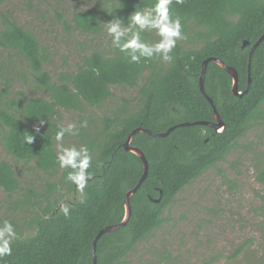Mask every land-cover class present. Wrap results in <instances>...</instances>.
<instances>
[{
  "label": "trees",
  "instance_id": "obj_1",
  "mask_svg": "<svg viewBox=\"0 0 264 264\" xmlns=\"http://www.w3.org/2000/svg\"><path fill=\"white\" fill-rule=\"evenodd\" d=\"M6 1L0 0V7ZM153 3L100 0L97 8L83 9L71 23L61 20V24L67 32L100 36L105 32L102 23L113 18L110 14L126 22L136 6ZM169 7L171 16L180 18L182 36L195 40L196 47L186 48L180 39L171 62L154 57L132 63L111 46L109 38L102 48L90 47L74 71L61 72L56 79L44 69L48 51L33 32L9 13H0V146L15 162L33 163L44 173H61L57 182L45 184V196L29 192L27 202L38 212L32 220L34 231L28 236L18 232L11 255L0 258V264H92L95 236L106 226L121 222L125 194L143 173L141 160L123 148L128 135L136 128L162 133L182 123L215 120L212 105L199 89L202 63L207 58L234 68L238 91L246 92L234 95L231 76L209 62L204 90L224 124L222 132L190 125L176 127L166 137L137 133L132 138L131 145L144 153L148 173L130 199L126 226L104 233L97 241V264H125L137 245L162 226L165 210L179 192L225 161L251 127L264 122V39L252 53L248 71L250 49L264 34V0H173ZM141 35L149 43L158 40L146 32ZM244 41L248 44L242 47ZM114 86L136 89L135 108L104 117L101 132L82 140L92 157L82 195L67 180L70 169H61L57 162V120L61 110L82 112L86 106L99 107L112 98ZM24 88L34 97L26 96ZM32 123L40 126L38 132ZM28 134L35 137L31 144L25 140ZM253 155L255 180L264 186V156ZM20 189L17 172L0 159V190L11 197Z\"/></svg>",
  "mask_w": 264,
  "mask_h": 264
},
{
  "label": "rangeland",
  "instance_id": "obj_2",
  "mask_svg": "<svg viewBox=\"0 0 264 264\" xmlns=\"http://www.w3.org/2000/svg\"><path fill=\"white\" fill-rule=\"evenodd\" d=\"M99 4L100 0H7L0 13H9L33 32L48 51L44 69L56 79L61 72L74 71L90 47L102 48L110 38L106 31L100 36L67 32L61 24V20L71 23L77 12ZM146 33L156 37L155 32ZM182 39L184 47H196L195 40ZM23 90L34 97L27 88ZM111 93L112 98L99 107L86 106L82 112L61 110L59 126L74 123L78 129L77 135H65V147H85L87 137L95 138L101 132L104 117H116L124 109L133 111L136 89L114 86ZM254 152L264 156V122L251 127L225 161L179 192L165 210L162 226L137 245L125 264H264V186L255 180ZM0 159L13 166L21 181V189L11 197L0 190V227L8 221L16 235H31L38 212L27 202L29 192L45 196V184L57 182L61 173H44L33 163L15 162L1 146ZM41 199L32 198V202Z\"/></svg>",
  "mask_w": 264,
  "mask_h": 264
},
{
  "label": "clouds",
  "instance_id": "obj_3",
  "mask_svg": "<svg viewBox=\"0 0 264 264\" xmlns=\"http://www.w3.org/2000/svg\"><path fill=\"white\" fill-rule=\"evenodd\" d=\"M182 3V0H176ZM173 0H154L151 6L141 8L136 6L128 15L127 20L113 14L112 19L102 23L107 35L111 38V46L124 53L132 63H139L141 58L152 59L159 57L164 62L173 60L172 52L177 41L182 39V25L179 17L173 18L170 14V5ZM127 25V26H125ZM146 31L155 32L158 40L149 43L142 39V33ZM43 125V122H39ZM39 131V126L35 128ZM66 134L77 135L78 129L74 123L66 127L61 126L56 131L54 139L58 149L57 162L61 169H70L67 173V180L76 186L83 195L84 189L90 178L88 169L91 166L92 157L89 150L81 146L65 147L62 143ZM33 135H26L28 144L34 141ZM67 215V207L63 208ZM17 238L13 226L10 222L4 221L0 227V258L11 255V243Z\"/></svg>",
  "mask_w": 264,
  "mask_h": 264
},
{
  "label": "water",
  "instance_id": "obj_4",
  "mask_svg": "<svg viewBox=\"0 0 264 264\" xmlns=\"http://www.w3.org/2000/svg\"><path fill=\"white\" fill-rule=\"evenodd\" d=\"M263 39H264V34L257 40V42H255L253 44V46L250 49L249 56H248V71H249V68H250L251 55L254 52V50L257 48L259 43ZM247 44H248V42L244 41L243 44H242V47H245ZM209 62H215L216 64H218L221 68H223L231 76V79H232L231 92L234 95L242 96L246 92V90L244 92H239L238 91V74H237V72H236V70L234 68L226 66L221 60H219L217 58L209 57L202 63V70H201V74H200V77H199V89H200L201 94L212 105L213 112H214V117H215V120L213 122L196 121V122H192V123H182V124H179L178 126L171 127V128H169L168 130H166L165 132H162V133H153V132H151L150 130H147V129L136 128L128 135L127 139L123 143V148H124V150L126 152H130V153L135 154L141 160L142 165H143V173H142V176L140 177L138 183L136 184V186L133 189L129 190L125 194V198H124V215H123V218H122L121 222H119L118 224H113V225H110V226H106L105 228L100 230L98 232V234L95 236V238H94V240L92 242V264H97L96 244H97V241L99 240V238L104 233L111 232V231H116V230L120 229L121 227L126 226V224L128 223V221L130 219V216H131L130 199H131L132 195L140 187V185L143 183V181L145 180V178L147 176V173H148V163H147V160H146V158L144 156V153L139 148L131 145L132 138L137 133H145V134H148L150 136L159 137V138L166 137L176 127H184V126H190V125L208 126L210 128H213L215 130V132H218V133L223 131L224 124L221 121V118H220L218 112L216 111L215 107L213 106L212 99L207 96V94L205 93V90H204V75H205L206 67H207ZM249 85H250V79L248 80L247 88L249 87ZM152 201L153 202H159V199H157V200L154 199Z\"/></svg>",
  "mask_w": 264,
  "mask_h": 264
}]
</instances>
